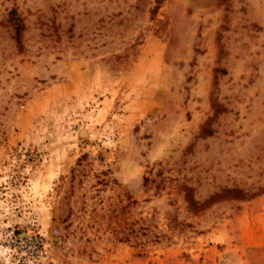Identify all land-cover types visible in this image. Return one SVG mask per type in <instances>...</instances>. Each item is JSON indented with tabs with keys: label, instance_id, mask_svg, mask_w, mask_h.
I'll return each mask as SVG.
<instances>
[{
	"label": "rangeland",
	"instance_id": "obj_1",
	"mask_svg": "<svg viewBox=\"0 0 264 264\" xmlns=\"http://www.w3.org/2000/svg\"><path fill=\"white\" fill-rule=\"evenodd\" d=\"M263 196L264 0H0V264H264Z\"/></svg>",
	"mask_w": 264,
	"mask_h": 264
},
{
	"label": "crops",
	"instance_id": "obj_2",
	"mask_svg": "<svg viewBox=\"0 0 264 264\" xmlns=\"http://www.w3.org/2000/svg\"><path fill=\"white\" fill-rule=\"evenodd\" d=\"M249 204H260L257 208V212L254 214L253 211L249 212V216L251 217L248 222L236 219V215L230 213L226 214L225 220V243H229V241L237 236V241L241 243L243 247L248 248H256V249H264V196L258 198V200L250 201ZM247 209L243 211L242 214H247ZM228 216V218H227ZM245 218L244 215H242ZM239 217V216H238ZM239 222V223H238ZM238 230L241 232L239 233ZM238 233V235H237ZM219 235L217 234V229H215L214 233V242L219 241Z\"/></svg>",
	"mask_w": 264,
	"mask_h": 264
}]
</instances>
